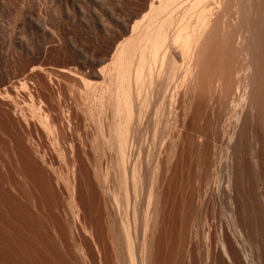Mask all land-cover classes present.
Instances as JSON below:
<instances>
[{"label": "bare ground", "instance_id": "bare-ground-1", "mask_svg": "<svg viewBox=\"0 0 264 264\" xmlns=\"http://www.w3.org/2000/svg\"><path fill=\"white\" fill-rule=\"evenodd\" d=\"M262 1L263 0H151L147 15L141 21L136 22L130 32L117 43L109 62L101 68L98 75L101 76L102 80L93 83L84 76H79V79L75 78L76 80H80V87L82 86L75 91V95L76 92L77 95L76 98L74 97V103L76 102L75 106H78L76 111L80 109V114L83 115V119H88L90 120L89 122H93L95 128L93 133L87 134L84 138L82 136L80 137L83 138L82 142L85 143V146L87 143L93 153L100 157L99 162H97L90 160V158L87 159L88 156L84 155L86 159L93 162V164L94 162L97 163L92 166L91 174H87L86 183L88 188H91L92 191L98 195L100 213L103 217L104 225L102 227L104 231L99 228V232H105V234L96 232L97 234H101L99 236L105 235V239H103V237L100 239L102 242H100L98 239L99 237H97L94 232L93 228L95 227H91L92 225L96 226L94 224L98 222L97 219L94 216L97 222L90 226V223L84 218L88 212L86 214L82 211L83 206L79 198L81 194L79 195L77 160L80 157L72 159L73 157L71 156L72 158L70 159L72 160L69 158L66 159V164L68 165H65V167L68 168L69 166L67 174L65 169L63 170V165L61 166L60 164L59 166L65 174L61 173L62 170H59L61 172L58 173V171L57 174L55 172V167H53L54 165L56 166V164H54L50 171H54L53 173L57 179L61 178L58 180L56 179L57 181L61 180V183L64 181V185H66L64 187L67 189V193H69L68 198H66L68 201L67 204H69L68 210L70 215L68 214L69 218L68 221H66L68 222V230L73 240L72 249L76 252L72 250L73 254H75L69 255L66 252L67 250L65 251L63 248L64 246H60V250L63 249L62 251L66 252L65 256L69 255L71 261L75 264H264V124H262L264 120V8L261 5ZM59 70L60 72H67V69L60 68ZM71 73H73V71L69 72V74ZM73 75L78 74L75 73L71 76ZM21 86L26 89L27 85L23 82ZM72 86H75L74 83ZM203 93L208 94L207 102H214L218 106L217 111H212L213 114L216 112V124L214 128L216 133H221L223 135L222 137H225L226 143L222 152L218 155L214 154V157H209L210 159L207 162H204L202 158L197 159L196 172L194 175V182H196V185H191L188 179L187 185L189 186L186 187H194L190 188L186 196L184 195L186 190L183 192L184 187L182 188L183 193L179 190L181 193L180 195L183 194L181 196L182 210H180L181 212L177 224H175L176 222H172L176 226L169 229H175L171 231V235L173 231H178L180 241L176 238V241L172 242L173 239L171 240V237L174 235H168V240H165L167 234L164 235V232L167 231H165L167 228L166 222L168 221V224H170L169 219L171 218L168 217L169 219L167 218L168 220L166 221V213L170 201L166 195V187L171 186L172 178L177 172V165L181 159L184 158L183 156L186 153V147L184 145L186 138L184 140V137L188 133L187 129L189 122L192 120L195 121L197 118L199 111L197 110L199 109L198 104ZM8 95L9 94H7L6 97L9 101L10 96ZM28 97L32 99V93L29 92ZM214 98H216V100H214ZM13 101L14 100H12V102ZM16 102L20 103L17 99ZM16 102L14 101L15 105H17ZM28 102L31 101L28 100ZM28 102L24 104L28 106ZM32 105L34 106L35 103ZM10 107L11 106H9V108ZM21 107L22 106H20V109ZM35 107L38 108H31L33 114H36L37 118L35 117V119H38L40 126L44 127L45 131L47 130L46 132L49 131L53 133L54 141L51 146L53 144H56L55 146L58 145L59 152L57 153L58 155H63L62 158H64V156L70 152L65 149L64 146L62 147V145H60L64 142L63 139L65 134H63V132L65 131L54 128V122L51 123L54 127L50 126V120L48 122V117H46L49 114H44V111L40 109V105ZM211 107H213L212 109L215 108V106ZM11 109H13V107ZM210 109L211 108H209V110ZM32 110L30 111L32 112ZM16 111L17 110H15V112ZM20 111L23 110L21 109ZM70 112L71 115L75 113L73 111ZM21 113L22 112H20V114ZM206 113L207 112H205V114ZM5 114L8 113L6 112ZM11 114L10 116H13ZM78 114L76 112V115ZM213 114L212 119L214 121ZM71 115L65 118L67 123L70 121V118L72 119ZM21 116L22 118L27 117ZM78 117L79 116L76 118L78 119ZM14 118H11L13 120L10 121L14 122L17 116H14ZM33 120L34 119H32V121ZM18 121L19 116L17 122ZM34 123L36 122L34 121ZM211 124L212 123H210V125ZM68 130H70V128ZM4 131L5 129L3 132ZM202 131L203 130L200 132ZM52 133L50 135H52ZM206 134L208 135V132L204 134L203 132L199 133L198 130L197 132H192L190 136H186L190 137V141L188 142L193 144L192 150H194L195 145L196 152L200 150L204 151L202 146L205 145V141L207 140V137H205ZM143 135L146 137L150 135L147 139L150 138L151 141L144 143V139L146 140V138ZM32 136L29 135L30 138H32ZM80 137L78 136L79 139ZM141 137H143L141 140L144 141H142L144 143L142 144H147L145 145L146 147L141 145ZM15 139L17 140V138ZM65 139L66 141L68 140L67 138ZM209 140L212 139L210 138ZM214 140L215 139H213L212 144H215ZM33 141L34 140H32V142ZM15 143L13 145H15ZM79 143L84 146L80 140ZM148 143L151 149L148 148L149 150L147 151L145 148L150 147ZM208 143L209 141L207 144ZM66 145L67 144H65V146ZM18 146L22 148L23 144L20 143ZM36 146H38V144H36ZM216 146L214 145V147ZM15 147L18 148L17 145H15ZM69 147L67 146L66 148ZM63 149L68 152H64ZM72 149L71 147V152ZM37 150H35V152ZM76 150H78V148H76ZM82 150L84 151L85 149L82 148ZM12 151H14L13 148ZM19 152L18 154H16L17 152L15 153L18 157L20 156ZM32 152H34L33 149ZM37 152V156L40 155V151L38 150ZM54 152L56 153L55 147ZM86 153L84 152V154ZM201 154L202 153L199 155ZM205 154L206 153H204V155ZM67 155V157H70L69 154ZM74 155L77 156L76 153ZM194 155L190 154V157L192 158ZM28 156L27 154V157ZM187 156H189V154ZM27 157L25 158L27 159ZM39 157L41 158V156ZM19 158L20 160L22 158L25 159L23 156ZM44 158L41 159L43 163V160H49ZM32 159L34 160V158ZM20 160L16 166H19ZM58 160L65 163V160ZM59 163L61 162L59 161ZM30 164L32 165V163ZM46 164H48V162ZM46 164H44V166ZM78 165H80L79 162ZM20 166L22 167V164ZM47 167L49 168V166ZM22 168L21 170L19 169L18 172H23ZM25 168L26 166H24V169ZM57 168L58 166H56V171ZM38 169L40 170L41 167ZM30 171H32V169ZM22 172H20V174ZM33 172L38 173L37 170ZM79 172H81V170ZM34 174L35 173H33L32 176H34ZM41 174L42 170L40 175ZM23 176L24 174L21 175L22 179L24 177H26V179H32L30 178L32 177L31 175H28L29 178ZM175 176L177 177L178 175ZM34 177H36V174ZM49 177L50 179L48 180H54V178L51 179V175H49ZM177 179L178 178H176V180ZM34 180L36 179L31 181ZM37 180L40 181V178H37ZM183 182L180 181V183ZM34 183L35 182H33V184ZM40 183L42 184V182ZM41 184L39 185L40 187ZM51 184L52 181L50 185ZM56 184L58 183L56 182ZM62 185L63 183L61 187ZM143 187H145V191ZM51 189L53 190L52 186ZM89 189L87 191H89ZM42 190L43 189L39 191ZM60 191L62 192L63 190L61 189ZM142 191L144 196H142ZM175 191H177L176 188ZM42 192L41 194H43ZM176 193L175 196H177ZM87 194L89 193L87 192ZM201 194H203L202 196L204 199L210 198L213 205L219 207V213L217 214L215 210L211 212L213 209H211L210 212L205 209L203 210V202V204H201L202 206L199 205V207L201 206L203 208H196V212L198 211L197 209H199L197 213L192 211L193 216L197 215L192 219L191 217L193 216H190L185 207H187L188 210L193 207L195 196H198V200L196 201L198 202V206V204L202 202L199 203V197H202L200 196ZM168 196L170 195L168 194ZM173 197L172 195V198ZM177 198L178 197H176V200ZM176 200L174 198V201ZM36 201H38V199ZM33 202L34 201H31V204ZM32 205L36 206V204ZM23 206L24 205H22V207ZM171 206H173V204ZM95 207L97 208V206ZM174 207L175 206H173V208ZM211 207L213 206L211 205ZM28 208L30 210L31 207ZM175 208L174 210H177V206ZM34 211L36 210L34 209ZM82 212L85 214L84 216ZM168 214L170 215V213ZM173 215L177 216V214L174 213ZM20 217L22 216L20 215ZM34 218H36V216ZM86 218L88 219V217ZM47 221L49 222L48 224H50L48 219ZM24 223L27 224V221H24ZM78 227H80V231L76 233L77 229L79 230ZM52 230L55 229L52 227ZM97 230L98 229H96V231ZM55 231L57 233V229ZM63 231L65 230L63 229ZM58 233H60V231ZM56 235L58 236V234ZM199 235H201L202 244L200 237H197ZM55 236H53L54 238L52 239L58 246L61 245L58 243L60 240L58 238V240H56ZM192 236L195 237V241L196 238L197 240L199 239L196 247H199L198 245L202 246L201 249L199 247L200 252L203 251V259H199L200 261L196 257L198 255H194L192 247L194 245L191 244V239H193ZM71 237L69 236V238ZM52 239L50 241H52ZM54 241H52L53 245H55ZM192 241H194V239ZM29 242H31V240ZM182 242L184 245H187L184 247L182 244L183 247L180 245V248H178V245ZM40 249L42 250V248ZM196 251L199 250L196 249ZM52 255L55 256V254ZM37 256L39 255L37 254ZM69 256H66V258H69ZM17 258L20 259L19 257ZM55 258L53 260H55ZM41 263H43V261Z\"/></svg>", "mask_w": 264, "mask_h": 264}, {"label": "rangeland", "instance_id": "rangeland-1", "mask_svg": "<svg viewBox=\"0 0 264 264\" xmlns=\"http://www.w3.org/2000/svg\"><path fill=\"white\" fill-rule=\"evenodd\" d=\"M150 2H151V0H0V95H1V97H0V129H2V130H0V213H1L0 214V264H3V262H4V264H18V262H19V264H21V261H22V264L23 263L24 264H26V263L27 264H55V263L56 264H59V263L60 264H65V263L66 264H75L73 261H71L70 256H69V255L75 254V253L73 254V252L75 250L72 249V246H73L72 241L73 240H72L71 234L68 230V224H67L68 223L67 221H68V218L70 215L69 210H68L69 204H67V202H68L67 198L69 196L68 195L69 193H67V191H66L67 189H65V187H64V186H66V185H64V181H62L63 185L61 187V184H62L61 180L57 181L58 179H61V178L57 179V177H55V175L53 173L54 171L53 172L50 171L52 169L51 167L54 164H56V166H58L57 171H56V166L55 165L53 166V167H55L56 173L59 170H62V168L59 166V164H60L61 166L63 165L62 166V167H64L63 170L65 169V172L67 174L68 173L67 171H69L68 170L69 166H68V168H66L65 165L66 166L68 165V164H66V159H68V158L70 159L73 157L72 159H75L76 157H78V158L80 157L79 158L80 160L78 158H77L78 160L76 159L80 164V165H78V162H77V169H78L77 177H78V182H79V195L81 194L79 196V198L82 202L81 205L83 206L82 211L86 214L88 212L87 215H85L82 212L83 216L85 215L84 218L88 223H90L89 224L90 226L98 221L97 223H100V224L96 223V224H94L96 226L92 225L91 227H95V228H93L95 233L98 232L101 234H103V233L105 234V232H103L104 228H102L104 225H103V217L100 213V201H99L98 195L94 191H92L91 188L89 189L87 186V183H86L87 174L90 175L92 166L97 164L95 162L93 164V162H91L90 160L99 162L100 157H99V155H96L95 153H93V151L89 148L87 143L85 146V143L82 142L83 138L87 134L93 133L95 131V128L93 126V122H89L90 120H88V119L87 120L83 119V115L80 114V109H78V111H76L77 110L76 108H78V106H75L76 102L74 103V101H75L74 97L76 98V95H77V92L75 95V91L82 87V86L80 87L81 83H80V80H78L79 76H84L85 78H87L88 80H90L93 83L94 82L97 83V82L102 80L101 76L98 75L101 68L104 67L109 62L117 43L119 41H121L123 39V37H125L130 32V30L132 29L133 25L136 22L141 21L147 15V13L149 11ZM261 5L264 8V0L262 1ZM60 68L67 69V72H60V70H59ZM68 71L69 72L73 71V73L69 74ZM75 73L78 75L71 76L72 74H75ZM75 78H78V79L76 80ZM21 82L22 83L25 82L27 85L26 89L27 88H30V89L26 90L25 88H22ZM73 83L75 86H72ZM77 87H79V88H77ZM34 89H35V91H34ZM29 92L32 93V97H33L32 99L33 100L31 98L29 99V97H28ZM7 94H9L8 96H10L9 99L11 101L10 100L8 101V98L6 97ZM201 97L202 98H200V102L198 104L199 109H197V110H199L197 118L195 121L192 120L189 122L188 129H187L188 133L186 134V136H190L192 134V132L194 133V132H197L198 130H199V133L203 132L205 134L206 132H208V135L207 134L205 135V137H207V140L205 141V145L202 146L204 151L200 150L199 152H196L197 150L195 149V145H194V150H192L193 144L191 142H188V141H190V137L185 136L184 140H185V138H186V140L184 142V145L186 147L185 148L186 153L183 156L184 158L181 159L182 162L180 161L177 165V168H176L177 172L175 175H178V176L176 177L174 175V177L172 178L171 186L166 187V195H167L168 199H170L169 207H168L167 213H166L167 214L166 221L170 217L171 218L169 219L170 224H168V221L166 222L167 228L165 229V231L167 230L168 232L167 231L164 232V235L167 234L165 240H168L169 236L174 235L171 237V240L173 239L172 242L176 241V238L178 241H180V237H178V236H180V235H178V231H173V234L171 235V233H172L171 231L175 230V229L172 228V230H171L169 228L176 226L172 222H174V223L176 222L175 224H177L178 218H179V215L181 212L180 210H182V204H181L182 203L181 202L182 197L181 196L183 194L180 195L181 194L180 191L182 192V190L184 189L183 190V192H184L186 190L187 192L185 191V193H184V195L186 196V193L189 192L190 188L194 187V186H191L188 188L186 187V186H189V185H187V182L189 180L191 182V185H193V184L196 185V182H194L195 181L194 175L196 172V160L202 158V160L204 162H207L210 159L209 157H214L215 155H218L220 152H222V149L224 148V145L226 143L225 137H222L223 135L221 133H219V134H218V132L216 133L215 128H214L215 124H216V119H215L216 112L213 114L212 111H214V110L217 111L218 106L214 102H212V103L209 101L207 102V100H208V94L207 93H203ZM71 98H72V100H71ZM16 99L20 103L16 102ZM202 99H204V100H202ZM12 100H14L17 105L18 104L19 105L18 106L15 105L14 101L12 102ZM28 100L31 102H28ZM214 100H216V98H214ZM32 101H34V102H32ZM10 102H11V105H10ZM26 102H28L27 103V105L29 104L28 106L25 105ZM31 103L32 104L35 103V105L33 106ZM210 103L214 104V105H211ZM30 104L34 108H38L35 106L40 105V109H42V111H44L43 113L49 114L46 116V117H48L47 121L49 122V120H50L49 125L53 126L51 123L54 122L53 123L55 126V127L53 126L54 128H57L59 130L61 129L62 131L66 132V133L63 132V134H65L64 139H63L64 142L60 145H62V147L64 146L65 149L70 151V152H68L67 150L63 149L64 152L65 151L68 152L67 154H69L70 157H67L68 155L66 153H65L66 155L64 154L65 155L64 158L67 157L65 159L62 158L63 155H60V154L58 155L57 152H59V150L57 147L58 145L55 146L56 144L55 145L53 144L55 147L56 153L54 152V147H53V145L51 146V144L54 141L53 140L54 135L52 132H51L52 135H50L51 133L49 131L46 132L47 130L45 131L44 127L40 126L38 119H35L36 114H33V110L31 109L33 107H31ZM13 105H15V106H13ZM9 106H11V107L9 108ZM20 106H22L21 109L25 112V115H24L23 111H20L21 110ZM68 106H69V108H68ZM211 106H215V108L212 109L213 107H211ZM5 107H7V108H5ZM12 107H13V109H11ZM28 107L29 108L31 107V108L29 109ZM209 108H211V109L209 110ZM4 110H5V112H4ZM15 110H17V111L15 112ZM30 110H32V112ZM205 110H207V111H205ZM70 111L75 112V113L72 112L74 116L71 115ZM6 112L8 114H5ZM13 112H15V113H13ZM20 112H22L23 114L22 113L20 114ZM60 112H61V114H60ZM76 112H77V114L78 113L79 114L76 115ZM205 112H207V113L205 114ZM10 114L13 116H10ZM63 114H64V117H63ZM212 114L214 116L213 117L214 121L212 119ZM21 115L27 116V117H25L26 119L22 118ZM70 115L72 116V119L70 118L71 122L69 121L70 122V124H69V122L67 123V120L65 118L68 116L70 117ZM75 115H76V117L77 116L80 117L81 122H80L79 117L77 119L75 117ZM8 116L11 118H14V116H17V118L13 122V121H10L13 119L9 118ZM18 116H19V121L17 122ZM20 117H21V122H20ZM58 118H60V119H58ZM32 119H34V120L32 121ZM24 120L26 121V123ZM62 120H63V123H62ZM77 120H79V121H77ZM34 121L36 123H34ZM87 121H88V123H87ZM18 123H20V124H18ZM200 123H201V125H200ZM210 123H212L213 125L211 124L212 125L211 126ZM64 124H65V126H64ZM192 124H193V126H192ZM262 124H264V120H263ZM13 125H14V127H13ZM16 125H18V126H16ZM19 126H21V127H19ZM70 126H73V127H70ZM208 126H209L210 130L208 129ZM210 126H211V128H210ZM16 127H17V129H16ZM69 128L71 131L68 130ZM4 129H5L4 132H6V133L3 132ZM17 130H19V131H17ZM201 130H203V131L200 132ZM10 131H11V133L14 131L12 133L13 135L10 133ZM48 133H49V135H48ZM213 133H215V134H213ZM16 135H17V137H16ZM29 135H31V136L33 135L32 138H30ZM213 135L216 136L217 139ZM65 136H67V137H65ZM78 136L79 137L82 136L83 138L80 137V139H79ZM148 136H150V135H148ZM144 137L146 138V140L144 139L145 142L143 140H141L143 137L140 138L142 146L147 145V144L143 145L144 143L151 141L150 138L147 139L146 136H144ZM15 138H17V140ZM65 138H67L68 140L66 141ZM208 138L209 139L211 138L212 140H209ZM223 138H224V140H223ZM20 139H21V141H20ZM78 139L80 140L81 143L84 144V146L81 144L82 145V147H81ZM213 139H215L214 140L215 144H212ZM32 140H34V141L32 142ZM15 141L17 144L15 143ZM22 141L25 143H23ZM208 141H209V143L207 144ZM10 142H12V143L14 142L18 148H16L15 145H13L14 143L12 144ZM30 142H32L33 144ZM71 142H72V144H71ZM20 143L23 144L22 148H20L21 146H18V145H20ZM64 143L67 145L65 146ZM68 143L70 144V147H69ZM36 144H38V146L40 148L38 146H36ZM148 145L150 146L149 143H148ZM214 145L215 146L217 145L216 146L217 148L214 147ZM11 146H14V147H11ZM31 146H32V148H31ZM67 146L69 148H66ZM24 147H25V149H24ZM26 147H28V148H26ZM36 147L40 151V153H39L40 155H38V156H37L38 150L36 149ZM50 147H51V149H50ZM56 147H57V149H56ZM71 147L73 148L72 152H71ZM74 147L78 148V150H76V148H74ZM206 147H208V148H206ZM12 148L15 152L12 151ZM34 148H35V150H37L36 151L37 154H36ZM82 148L85 150L83 151ZM148 148L151 149V146L147 147L145 149H147V151H148L149 150ZM32 149L34 152H32ZM188 149H191V150H188ZM22 150L24 151V153ZM212 150L216 151V152H213ZM19 151H21V152H19ZM50 151H52V152H50ZM78 151H79V154H78ZM80 151H81V153H80ZM217 151H219V152H217ZM18 152L20 154L19 157H21V158H22V156L24 158L27 157V154L29 156L27 157V159L22 158L20 160L18 155H16V154H18ZM25 152H26V155H25ZM84 152L85 153L87 152L88 155H87V153L84 154ZM70 153L71 154L73 153V154L71 155ZM75 153L77 154V156L74 155ZM200 153H202V154L199 155ZM204 153H206V154L204 155ZM14 154H15V156H14ZM188 154H189V156H187ZM190 154L194 155L195 157L193 156L191 158ZM78 155H80V156H78ZM84 155L88 156L87 159L90 158V160H87L86 156H84ZM39 156H41V158ZM59 157H61V158H59ZM189 157L193 161H191ZM32 158H34V160ZM43 158L44 159L47 158L49 160H43L44 161V163H43L41 160ZM58 159L65 160L64 161L65 163H63V161L58 160ZM72 159H70V160H72ZM19 160H20L19 166H16V165H18ZM23 160H25V161H23ZM45 161H47L48 164H46L47 162H45ZM59 161L61 163H59ZM23 162L24 163L26 162L25 165ZM52 162H53V164H52ZM90 162H91V164H90ZM30 163H32V165ZM49 163L51 166L49 165ZM21 164H22L23 168L20 166ZM44 164H46V165L44 166ZM23 165L26 166V168H25L26 170L24 169ZM39 165H41V166H39ZM47 166H49L50 169ZM39 167H41L40 170L38 169ZM44 167H45V171H44ZM189 167H191V168H189ZM21 168H22L23 172H25V173L20 171V172H22L20 174V172H18L19 169L21 170ZM31 169H32V171H30ZM36 170L38 171V173L33 172ZM41 170H42L43 175L42 174L40 175ZM63 170H62V172L59 171L58 173L61 172L63 174L64 173ZM80 170H81V172H79ZM192 171H194V172H192ZM33 173L36 174V177H34L35 174H34V176H32ZM22 174H24V176H27V178H29L28 175H31L32 177H30V178H32V179H26V177H24V176H23L24 178L22 179V177H21ZM49 175H51V179L54 178V180L53 179L51 180L53 185L52 184L50 185L51 181L48 180V179H50ZM52 175H53V177H52ZM37 178L38 179L40 178V181H38ZM176 178H178V179L176 180ZM33 179H36V180L31 181ZM24 180L25 181L27 180V181L25 182ZM29 181H31L32 183ZM55 181L59 185L56 184ZM180 181L183 183H180ZM192 181H193V183H192ZM33 182H35L34 183L35 186L37 185L36 187L34 186ZM36 182H38V183H36ZM40 182H42L43 186ZM175 182L176 183L179 182L181 185V188H180L179 183L176 184ZM39 183L41 184L42 188L39 186L40 185ZM84 184L86 187L84 186ZM173 185H175L176 187ZM51 186H52L53 190L51 189ZM58 187L60 190L62 189L63 191L61 192L58 189ZM145 187H143L144 191H145ZM31 188H32V192H31ZM36 188H37V190H36ZM169 188H170V190H169ZM175 188L178 192L175 191ZM41 189H43L42 190L43 192L39 191ZM45 189H47V190H45ZM49 189H50V191H49ZM88 189H89V191H87ZM168 190L170 191V193ZM59 191H60V193H59ZM27 192L28 193L30 192L29 194L31 196ZM34 192L36 193V197H35ZM41 192L44 194V196H43V194H41ZM87 192L90 195L87 194ZM25 193H26V195H25ZM50 193H51V195H50ZM175 193L177 196H175ZM142 194H143V191H142ZM168 194L170 196H168ZM172 195L174 196L173 198H172ZM202 195L203 194H201L200 196H202ZM25 196H27V197L29 196L30 198L34 197L33 199L31 198V201H34L32 204H34V205L36 204V206H33L31 204L30 198L29 197L27 198ZM142 196H144V194ZM83 197H84V199H83ZM89 197H90V199H89ZM176 197H178L177 200H176ZM174 198L176 201H174ZM37 199H38V201H36ZM203 199H204L203 196L199 197V200H200L199 203L201 201L202 202L200 204H198V206H197L198 202H196V201L198 200V196L197 197L195 196V199H194L195 201H194L193 207L190 208L191 210L190 209L188 210L187 207H185V209L188 211L190 216H193V212H196V208H199V209L203 208V207H201L202 206L201 204H203V202H204L203 210L205 209L206 211L208 210V212H210L211 209H213L211 212H214V210H215V212L217 211L216 212L217 214L219 213L218 212L219 207H216L217 205L214 206L210 198H205L204 201H203ZM42 200H43V203H42ZM36 202H38V203H36ZM89 202H90L91 206L89 205ZM37 204H39L40 206ZM172 204L175 207L177 206V210H174L176 208L175 207L173 208V206H171ZM22 205H24V206L22 207ZM84 205H86V206H84ZM195 205H196V207H195ZM199 205H201V206L199 207ZM205 205L206 206L208 205V206L206 207ZM211 205L213 207H211ZM27 206L31 207L30 210ZM95 206H97V208ZM179 207H181V208H179ZM84 208L86 209V212H85ZM215 208H217V209H215ZM34 209L36 211H34ZM64 209H65V212H64ZM95 209H97V210H95ZM199 209H197V210L199 211ZM25 210H27V211H25ZM49 210H51V211H49ZM61 211H62V213H61ZM172 211L174 214H177V216L173 215ZM37 212H39V213H37ZM42 213H44V214H42ZM95 213H100V214H95ZM168 213H170L171 216ZM196 213H194V214H196ZM29 214L31 217L29 216ZM34 214H36V215H34ZM20 215L22 217H20ZM26 215H27V217H26ZM172 215H173V217H172ZM35 216H36V218H34ZM46 216H47V218H46ZM94 216L97 219V221L94 218ZM196 216L194 215L191 218L193 219ZM86 217H88V219ZM21 218H22V220H21ZM28 218H29V220H28ZM30 218H32V219H30ZM100 218H102V219H100ZM47 219L50 221V224H48L49 222L47 221ZM24 221H27V224L24 223ZM41 223H43L45 226ZM59 224H60V226H59ZM22 225H23V227H22ZM37 225H38V227H37ZM50 225L55 230L57 229V233L55 230H52V227ZM168 225H169V227H168ZM54 226L57 228H55ZM40 227H42V228H40ZM20 228H21V230H20ZM45 228L48 230H46ZM78 228H79V230L77 229V231L75 228L76 233L77 232L79 233V231H80V227H78ZM99 228H100V230H103V231L99 232ZM63 229L66 232L63 231ZM96 229H98V230L96 231ZM59 231L63 235L58 233ZM46 232H48L50 234H48ZM29 234L30 235L32 234V235L30 236ZM42 234H44V235H42ZM56 234H58V236ZM101 234L96 233L97 237H99L98 239L100 240L103 237H104L103 239H105V235L99 236ZM53 236H55L56 240H58V239L60 240V242L58 241V243L61 245L58 246L56 244V242L52 239V238H54ZM69 236L71 238H69ZM64 237H66V238H64ZM197 237H200V241L202 244L201 235H199ZM192 238L194 239V241H192L193 239H191V244H193L195 246V247L192 246L193 250H194V255H198V256H196L198 260L203 259V255H202L203 249L201 250L202 252H200V249L202 248V246L198 245L200 247V249H199V247H196L199 239L197 240V238H196V241H195V237L192 236ZM51 239H52V241H54L55 245H53V242L50 241ZM30 240H31V242H29ZM35 240L36 241L38 240V241L36 242ZM100 242H102V240H100ZM183 242L178 245V248H180L179 247L180 245L182 246ZM25 243L28 245H26ZM184 243H186V242H184ZM39 244L40 245L42 244V245L40 246ZM186 245L183 244L184 247ZM60 246H62V247L64 246L63 248L65 249V251L67 250L66 252L69 254L66 256H69V258L68 257L66 258V256H65L66 252H63L62 251L63 249L60 250ZM44 247L48 248L49 250L45 249ZM40 248H42V250ZM196 249H198L199 251H196ZM72 250H73V252H72ZM57 252H58V254H57ZM62 252H63V254H62ZM37 254L39 256H37ZM52 254H55V256H53ZM17 257H19L21 260L18 259ZM55 257H57V258H55ZM198 257H202V258H198ZM54 258H55V260H53ZM27 259H30L31 261L27 260ZM63 260L64 261L66 260V261L64 262ZM40 261L41 262L43 261V263H41ZM47 261H48V263H47ZM70 261L73 263H71Z\"/></svg>", "mask_w": 264, "mask_h": 264}]
</instances>
